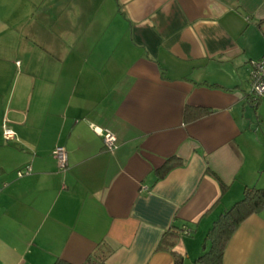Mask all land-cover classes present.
<instances>
[{
	"label": "crops",
	"instance_id": "0c3cea01",
	"mask_svg": "<svg viewBox=\"0 0 264 264\" xmlns=\"http://www.w3.org/2000/svg\"><path fill=\"white\" fill-rule=\"evenodd\" d=\"M262 57L264 0H0V264H201L264 189ZM221 264H264V210Z\"/></svg>",
	"mask_w": 264,
	"mask_h": 264
},
{
	"label": "trees",
	"instance_id": "16d2710c",
	"mask_svg": "<svg viewBox=\"0 0 264 264\" xmlns=\"http://www.w3.org/2000/svg\"><path fill=\"white\" fill-rule=\"evenodd\" d=\"M261 210H264V189L246 188L242 199L223 212L206 234L204 243L206 249L198 261L201 264H221L226 246L236 229L248 217ZM100 263H103L102 258L95 255H91L84 262V264ZM53 264L69 263L58 259Z\"/></svg>",
	"mask_w": 264,
	"mask_h": 264
},
{
	"label": "built area",
	"instance_id": "2783aa9c",
	"mask_svg": "<svg viewBox=\"0 0 264 264\" xmlns=\"http://www.w3.org/2000/svg\"><path fill=\"white\" fill-rule=\"evenodd\" d=\"M249 74L250 84V98L253 103H256L262 96H264V57L258 61L251 62ZM96 133L101 136L105 148L108 150L115 149V137L110 132L98 130L95 128ZM2 139L5 142H13L16 139V134L12 128L4 123L2 126ZM53 156L59 171L64 172L67 168V152L64 147L57 146L53 151ZM29 169L19 171L17 175L19 177L27 175ZM187 234L188 231H185Z\"/></svg>",
	"mask_w": 264,
	"mask_h": 264
},
{
	"label": "rangeland",
	"instance_id": "374dc122",
	"mask_svg": "<svg viewBox=\"0 0 264 264\" xmlns=\"http://www.w3.org/2000/svg\"><path fill=\"white\" fill-rule=\"evenodd\" d=\"M262 97H264V96H262ZM262 107H264V103L261 102L258 109H257V113L260 114L262 119H264V108H262ZM255 135L258 136V138H260V139H264V126H262V128L259 130V134L257 135V133H256Z\"/></svg>",
	"mask_w": 264,
	"mask_h": 264
},
{
	"label": "water",
	"instance_id": "95a60500",
	"mask_svg": "<svg viewBox=\"0 0 264 264\" xmlns=\"http://www.w3.org/2000/svg\"><path fill=\"white\" fill-rule=\"evenodd\" d=\"M249 96H250V94H249ZM250 100H251V98H250ZM251 102H252V100H251Z\"/></svg>",
	"mask_w": 264,
	"mask_h": 264
}]
</instances>
